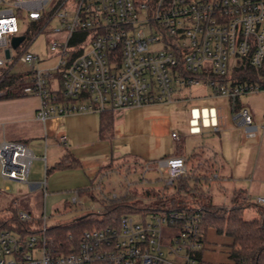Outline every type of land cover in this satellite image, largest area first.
<instances>
[{
  "label": "built area",
  "instance_id": "2783aa9c",
  "mask_svg": "<svg viewBox=\"0 0 264 264\" xmlns=\"http://www.w3.org/2000/svg\"><path fill=\"white\" fill-rule=\"evenodd\" d=\"M33 22L41 25L39 34L59 25L51 33L62 41L49 42L57 59L53 67L36 68L42 60L29 48L38 35L27 38ZM19 36L24 40L16 60L11 40ZM18 61L32 68L20 72L30 81L17 94L40 99L36 118L42 122L172 104L182 91L205 85L231 102L234 120L255 136L258 126L240 99L264 91V0H0V81ZM244 68L253 76L241 82L234 74ZM208 115L214 128L224 123L222 110L210 109ZM201 118L197 109L191 111L194 133ZM34 160L26 144L0 142V179L28 183ZM159 167L167 187L187 176L181 157L166 158ZM255 202L264 208V197ZM166 210L137 214L138 220L126 215L118 226L86 230L67 253L53 246L43 215L38 234L0 233V264H200L202 209ZM18 219L35 221L23 211Z\"/></svg>",
  "mask_w": 264,
  "mask_h": 264
},
{
  "label": "crops",
  "instance_id": "0c3cea01",
  "mask_svg": "<svg viewBox=\"0 0 264 264\" xmlns=\"http://www.w3.org/2000/svg\"><path fill=\"white\" fill-rule=\"evenodd\" d=\"M2 74H4V70L0 69V75L2 76ZM208 88L211 90L209 97L212 99L222 98L214 96L213 90ZM181 93L176 102L188 99V94L192 92L189 90ZM3 96L0 97V142L5 140L24 143L35 156L29 182L26 184L12 183L19 187L31 185L34 189L44 181L47 189L50 188L55 192L60 190L63 192L74 187L77 188L75 192L77 202L79 201L83 205L87 200L93 203L97 202L92 201L85 193H81V190L89 189L94 194L95 184H101L109 172L111 173L115 168L131 162L141 165L145 163L159 165V162L166 158L181 157L186 161L187 173L188 171L192 173L196 169L190 170L189 163L192 159H197V175L187 177L196 180L193 185H196L198 193L201 194L203 193L201 186L203 184V186H208L213 179L240 178L244 173L247 175L255 172L259 160L255 151L248 152L243 148L247 141L251 137H255L261 129L258 127L257 134L250 136L246 128L239 121L234 120L235 114L231 102L227 99L229 102L227 106L211 108L197 106L191 109V111L197 109V113L203 114V118H201L203 123L201 122L200 130H197V133L191 131V123H189L193 141L189 142L188 147L185 141L182 143L179 140L180 135L174 130L169 112V106L173 103L150 104L141 108L118 111L113 114L112 132L101 137L100 114L98 113L52 117L46 122H42L36 118L40 107L38 97L17 95L11 99H4ZM240 105L242 107L241 102ZM214 108L222 110L225 117L224 123L218 129L211 126L212 121L208 115L209 110ZM214 133L219 136L220 142L217 143L216 137L212 136ZM172 134H177V138H173ZM63 136L66 137L65 142L61 140ZM173 141L178 143L173 145ZM237 145H239L238 150L235 148ZM234 150L237 152L231 155ZM36 161L39 164L34 168ZM63 161L72 164L73 167L57 168V165ZM152 170L153 168H149V171ZM188 183L193 186L191 181L188 180ZM9 188L8 185L5 190H0V196L7 195ZM239 190L233 191L231 205L225 204L224 206L232 208L234 194ZM244 192L248 196L259 195L250 189L244 190ZM204 197L212 200V197L206 196L205 193ZM66 203L68 205L69 202ZM85 210L86 214L96 216L89 213L91 211L88 206ZM44 215L47 216L46 211H44ZM80 217L73 219L72 223ZM36 220V222L40 221ZM211 233H215L217 236ZM218 235L214 229L207 231L204 250L207 248V243L214 239L218 249L213 253L212 250L206 252L203 250L201 260L205 258L209 261L216 254L220 258V254L225 252L228 254L227 264H230L229 254L232 241L228 238L229 243H226L228 241L225 242L221 237L225 235ZM222 246H225L226 250L222 251L220 249Z\"/></svg>",
  "mask_w": 264,
  "mask_h": 264
},
{
  "label": "rangeland",
  "instance_id": "374dc122",
  "mask_svg": "<svg viewBox=\"0 0 264 264\" xmlns=\"http://www.w3.org/2000/svg\"><path fill=\"white\" fill-rule=\"evenodd\" d=\"M20 16L25 17V14H19ZM27 25L28 22L26 21ZM22 25V24H21ZM20 27L22 28L23 26ZM30 25V24H28ZM59 27V25L54 22L49 25L44 32L39 34V30H34L30 36H37L32 46L29 48V51L35 55H38L42 62L39 65L34 66L37 69H47L53 67L57 63L54 53L50 49L49 42L51 40L62 41L63 37L60 35H55L52 32L54 28ZM20 49L13 50L15 59L17 60L20 56ZM32 68V65L17 62L13 69L12 74H19L20 72H29ZM2 72V71H1ZM1 78V75H0ZM188 99L174 102L169 106V112L173 121L174 130L180 135L179 140L183 143L186 142V145L189 147V142L193 141V138L190 135V120H191V109L193 107H223V105H229V102L226 99H212L210 96L211 90L205 86L201 85L200 88L193 87L190 89ZM15 93H20L19 90ZM182 94V93H181ZM180 94V95H181ZM2 96V94H0ZM5 95V94H4ZM0 96V97H1ZM197 97L200 99H197ZM242 107L246 108L253 115L256 125L261 129L264 124V91L259 93H252L247 96H243L240 100ZM228 103V104H227ZM212 136L216 137L217 143L220 142L219 136L215 133ZM182 137V138H181ZM181 138V139H180ZM195 140V138H194ZM178 142L173 141V145ZM238 150L239 145L235 147ZM233 150V147H232ZM232 151L231 155H234L237 151ZM243 150L255 151L258 155L259 160L256 164L255 172L251 174H242L240 178H233L227 180H211L212 183L208 186H201L203 193L206 196L210 195L212 197L213 203L217 205L224 206L231 205V197L235 189L241 190H251L253 193H259L257 196L264 197V133L259 131L255 137H251L244 145ZM39 163L36 161L34 163V168ZM190 170H195V172L190 173L188 171L187 176L197 175V159L191 160L189 163ZM149 168H153L152 171H149ZM163 170L160 169L159 165L145 163L143 165L135 162L122 165V167L115 168L114 171L105 178L101 184H95L94 196L97 198V203H93L90 200L86 201V204L81 202L73 203V198H77L75 192L77 188L71 187L63 192L60 190L55 192L50 188L47 189L45 182L34 189L31 185H23L19 187L17 184L12 182H4L0 179V190H5L6 186H10L8 194L0 196V221L10 219L13 216L12 211H23L29 213L35 221L36 219L42 221L44 211H46L48 217V226H54L57 224L67 225L73 222V219L85 216V208L88 206L90 208L89 213L95 214L98 218V214L102 212L104 205L110 203L113 200H119L125 196H131L135 202H145L148 204H153L158 202L159 197L156 194H161V197H166V195L174 194L177 192V185L179 180L175 183L173 187H167L162 179ZM186 176V177H187ZM210 177V175H207ZM184 177V178H186ZM187 180L192 182V185L196 181L193 178ZM199 185V182L197 180ZM98 185V186H97ZM195 186V185H193ZM21 191V192H20ZM191 192V190H189ZM223 194H220V193ZM22 193V195H21ZM156 193V194H155ZM10 194V195H9ZM155 194V195H154ZM184 194V193H183ZM225 195V196H224ZM246 195V194H245ZM254 195V196H253ZM250 196V202L256 205L255 194ZM247 196V195H246ZM160 197V198H161ZM162 200H165V198ZM207 198V197H206ZM69 202L68 205H66ZM252 206L245 210V219L247 221H252L259 217V213L255 206ZM170 206V205H167ZM85 207V208H84ZM230 209V207H229ZM137 214H132V217L135 220H138L139 217ZM39 221V226L40 222ZM36 223V227H39ZM215 234V233H211ZM217 236V234H215ZM219 236V235H218ZM224 241L229 239L226 236H221ZM205 246V244H204ZM217 244L215 239L207 243L206 251H216ZM222 251L226 250V247L222 246L220 248ZM228 263V254L223 252L218 258L217 254L209 261L203 259L200 264H227Z\"/></svg>",
  "mask_w": 264,
  "mask_h": 264
},
{
  "label": "trees",
  "instance_id": "16d2710c",
  "mask_svg": "<svg viewBox=\"0 0 264 264\" xmlns=\"http://www.w3.org/2000/svg\"><path fill=\"white\" fill-rule=\"evenodd\" d=\"M32 30H39L41 25L33 22ZM241 72V71H240ZM250 68H244V72L235 73L234 77L238 81H246L253 75ZM30 81L27 73L8 74L0 81V92L6 94L4 99L17 97L15 91L19 90ZM113 113H100V134L105 137L113 129ZM73 167L72 164L61 162L57 168ZM191 190V192L189 191ZM81 193L88 195L92 201L97 202V198L91 190H81ZM184 193V194H183ZM156 194V193H155ZM154 194V195H155ZM160 200L153 204L145 202H135L131 196H125L119 200H113L104 205L102 212L97 217L91 216L81 222H74L70 225L57 224L48 228V237L53 239V246L63 248L62 251L67 253L72 247L77 248L80 236L86 230L94 228H105L108 226H118L121 218L126 215L149 213H160L167 211L170 205L171 210L193 212L202 209L200 215V227L203 244H205L206 233L209 229H214L219 235H225L230 238V264H264V208L254 205L246 200L245 192L239 190L235 192L232 200V208L215 205L211 199L204 197V193H198L197 187L190 186L186 178H181L177 185V192L166 195L162 200L161 194H156ZM161 197V198H160ZM255 206L259 217L247 221L245 219V210ZM13 216L10 219L0 221V233L2 231H17L28 236L38 234L36 223H23L18 219L19 211H12ZM41 226V223H40ZM39 226V227H40ZM70 235V238H69ZM204 248L197 251V259L202 262V252Z\"/></svg>",
  "mask_w": 264,
  "mask_h": 264
},
{
  "label": "water",
  "instance_id": "95a60500",
  "mask_svg": "<svg viewBox=\"0 0 264 264\" xmlns=\"http://www.w3.org/2000/svg\"><path fill=\"white\" fill-rule=\"evenodd\" d=\"M24 36H19V37H13L11 40V46L13 49H17L19 45L23 42ZM6 55L9 58L10 50H6ZM92 214H86L85 216H82L76 220V222H81L89 217H91Z\"/></svg>",
  "mask_w": 264,
  "mask_h": 264
}]
</instances>
